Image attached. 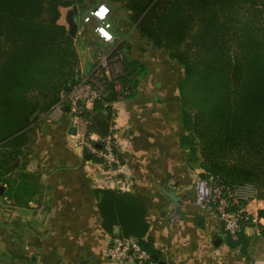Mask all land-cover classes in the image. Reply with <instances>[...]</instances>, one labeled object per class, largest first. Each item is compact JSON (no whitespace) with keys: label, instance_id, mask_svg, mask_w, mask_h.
I'll return each instance as SVG.
<instances>
[{"label":"trees","instance_id":"trees-1","mask_svg":"<svg viewBox=\"0 0 264 264\" xmlns=\"http://www.w3.org/2000/svg\"><path fill=\"white\" fill-rule=\"evenodd\" d=\"M102 1L116 19L123 18L115 8L121 4L130 27L183 67L178 85L187 163L202 168L201 177H214L224 190L251 185L264 199V0ZM82 3L0 0V149L21 155L40 114L78 82L75 39L64 11ZM127 32L115 33L118 42L110 53L111 58L123 55V74L104 77L107 93L82 113L87 134L104 138L112 132L113 104L134 96L145 72L131 56ZM10 158L0 160V174ZM96 194L104 229L113 233L118 227L119 236L138 239L154 261L159 252L148 240L143 201L132 192L98 189ZM259 216L264 218V209ZM231 241L240 247L239 239Z\"/></svg>","mask_w":264,"mask_h":264},{"label":"crops","instance_id":"crops-1","mask_svg":"<svg viewBox=\"0 0 264 264\" xmlns=\"http://www.w3.org/2000/svg\"><path fill=\"white\" fill-rule=\"evenodd\" d=\"M100 3L106 2L84 0L64 11L65 20L71 13L79 24L74 37L77 78L93 74L100 55L110 54L118 42L116 35L114 42L103 41L93 23L83 22L87 11ZM115 8L128 22L129 14L121 6ZM113 14L111 8L112 24ZM127 31L131 56L145 72L136 94L113 104L112 132L121 165L110 167L87 156L79 136L70 133L69 111L54 113L53 106L40 114L32 125L31 143L21 155L0 149L2 161L13 155L0 174V184L6 187L0 194V264H115L106 250L119 228L113 233L104 229L98 189L132 192L147 206L148 240L159 252L149 264H264V218L259 216L264 199L248 202L253 221L243 228L240 247L235 248L222 221L196 201L195 182L204 170L187 163L181 145L186 130L178 84L184 69L135 28ZM93 107L88 105L89 110ZM163 189L175 192L180 206Z\"/></svg>","mask_w":264,"mask_h":264},{"label":"built area","instance_id":"built-area-1","mask_svg":"<svg viewBox=\"0 0 264 264\" xmlns=\"http://www.w3.org/2000/svg\"><path fill=\"white\" fill-rule=\"evenodd\" d=\"M101 6L108 8L103 19L96 15ZM110 14V6L106 3H100L90 8L83 17V22L85 24L93 23L95 33L107 43L116 40L113 24L109 18ZM101 27L108 31L110 39L100 34L98 29ZM121 58L123 55H120L119 58H111L109 53H102L96 71L93 74L78 77V82L71 87L63 100L52 110L54 113H62L69 105L73 126L77 127V135L80 138V146L100 159L104 165L110 167L120 166L122 162L118 153L119 144L115 134L111 132L104 138L96 134H87V121L82 118V113L95 99H99L107 93L106 83L103 81L104 77L111 79L123 74ZM117 86L118 89H121L122 84L117 82ZM101 143L102 148L99 147ZM195 183L197 203L207 209L213 217L222 221L224 230L230 239L238 240L243 228L253 221L247 210V204L257 198L255 188L251 185H240L233 189L224 190L212 176L208 179L197 177ZM261 225L264 231V223ZM106 257L115 264H149L152 262L151 254L141 247L138 239L119 235L111 237L106 250Z\"/></svg>","mask_w":264,"mask_h":264},{"label":"water","instance_id":"water-1","mask_svg":"<svg viewBox=\"0 0 264 264\" xmlns=\"http://www.w3.org/2000/svg\"><path fill=\"white\" fill-rule=\"evenodd\" d=\"M67 23H68V27H69V33L71 36L76 37L77 36V32H78V28H79V24L76 21V19L73 17V15L71 13L67 14L66 17ZM71 88L68 89V91H70ZM67 111H70V106L68 105L66 107ZM37 114H39V111L37 112ZM36 114V115H37ZM35 115V116H36ZM35 116L33 117V119L35 118ZM71 134H77V127L73 126L70 130ZM91 154H87V156L89 157ZM6 190V187L2 184H0V194H3ZM163 193L177 206H180L181 204V198L179 196H177L175 194V192L173 191H168L167 189H163ZM154 259L157 260L158 259V255H154ZM160 264H164L163 262H161Z\"/></svg>","mask_w":264,"mask_h":264},{"label":"rangeland","instance_id":"rangeland-1","mask_svg":"<svg viewBox=\"0 0 264 264\" xmlns=\"http://www.w3.org/2000/svg\"><path fill=\"white\" fill-rule=\"evenodd\" d=\"M116 6L120 7L121 4H116ZM117 12H118V10H117ZM117 12H116V14H117ZM114 14H115V12H114ZM113 25H114L113 26V32L117 33L119 35L124 34V32H126L127 28H130V24L124 18L115 19Z\"/></svg>","mask_w":264,"mask_h":264},{"label":"clouds","instance_id":"clouds-1","mask_svg":"<svg viewBox=\"0 0 264 264\" xmlns=\"http://www.w3.org/2000/svg\"><path fill=\"white\" fill-rule=\"evenodd\" d=\"M107 12H108V8L101 6L100 10L96 13V15L99 16L101 19H103L106 16ZM98 31L103 37H107L110 39L108 31H106L104 27L99 28Z\"/></svg>","mask_w":264,"mask_h":264}]
</instances>
